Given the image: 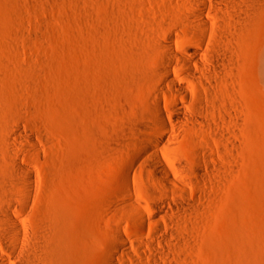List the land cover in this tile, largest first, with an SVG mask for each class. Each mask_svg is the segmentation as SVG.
I'll return each instance as SVG.
<instances>
[{
	"label": "rangeland",
	"instance_id": "obj_1",
	"mask_svg": "<svg viewBox=\"0 0 264 264\" xmlns=\"http://www.w3.org/2000/svg\"><path fill=\"white\" fill-rule=\"evenodd\" d=\"M198 7L0 0V237L9 209L35 242L33 257L17 255L24 262L264 264V0L207 6L202 31ZM176 12L191 18L187 31L175 25ZM169 37L185 56V47L197 48L210 68L211 57L225 60L210 79L182 78L184 66L172 63L187 94L173 92L163 71ZM175 106L185 116L175 118ZM148 142L198 199V209L170 214L171 224L152 206L162 202L160 184L137 160ZM211 158L224 167L199 198L186 179L197 180V165L208 171ZM133 202L145 215L142 238L127 223ZM117 232L127 250H113Z\"/></svg>",
	"mask_w": 264,
	"mask_h": 264
},
{
	"label": "bare ground",
	"instance_id": "obj_2",
	"mask_svg": "<svg viewBox=\"0 0 264 264\" xmlns=\"http://www.w3.org/2000/svg\"><path fill=\"white\" fill-rule=\"evenodd\" d=\"M229 0H197L199 3V7L193 11L195 16V23L197 26H194L199 31L205 30L209 26V22L205 17L203 10L207 6L217 5V4H225ZM176 22L175 25L182 29L183 31H187V26H192L191 18L185 15L176 12L175 14ZM174 41L171 37L167 39V63H165L163 67V71L165 72L166 81L168 85L172 88L173 92H182L187 94L186 88L184 85L177 84L174 77L171 75L170 65L172 63L182 64L184 66L183 71L181 72L182 78H200L201 75H204L206 78L210 79L213 76L214 72L217 68V62H223L225 60L224 55H220L219 58H212L211 62L216 65L213 68H210L201 58L197 48L187 46L185 47V56L182 53L177 52L174 47ZM190 62H192L196 67L191 66ZM217 74V73H216ZM215 74V75H216ZM209 82H207V85ZM153 89L156 93H161L165 91L166 87L163 81L153 83ZM161 100L159 97L156 98L155 105L159 109L161 107ZM172 114L175 118H179L180 116H185V113L181 111L180 107L175 106L172 107ZM157 118L159 120L161 128L166 127L165 116L162 111L157 112ZM156 144L152 142L145 143L140 146L137 150V160L139 161L140 167L145 170L149 176L153 179L155 183H159L161 188L157 189V192L161 195L162 202H152V206L154 208H158L164 214V220H167L170 224L172 220L170 218V214L184 216V213L189 210H196L199 208L198 199L189 198V189L186 184L181 181H178L176 177L174 178L171 173V168L173 167L170 163L159 155L157 150L155 149ZM205 166L208 171H204L197 165L194 168V175L197 180H193L191 178H187L186 181L189 183L191 187L195 189V194L199 197L201 195V191L208 186H212L216 175L219 173V170L224 167L222 163L218 160L211 158L208 161H205ZM24 174L27 175L26 183H31V179L29 178V171L24 170ZM202 196H204L202 194ZM27 197V194H26ZM201 198V197H199ZM15 206V203L11 201V206ZM10 206V205H9ZM132 215L129 217L128 224L132 226L133 233L138 237L142 238L143 234V224L141 222H137L139 218H144L145 215L140 210V207L136 203L131 204ZM4 219L10 225L9 228H4L1 230L0 237V246L3 250L6 251V256L0 254V264H28L24 262L23 259L19 258L17 255L22 254L26 257H33L36 252L32 249L33 236L29 229L19 221L10 211L5 210ZM156 222V221H155ZM154 230L160 233L162 236V230L158 222L154 225ZM173 232V231H172ZM164 237V236H163ZM162 237V238H163ZM164 240V239H163ZM143 241V240H142ZM165 241V240H164ZM144 244L149 246L152 249H155L154 243L151 240H144ZM168 246L170 243L165 242ZM112 248L114 251L127 250V240L121 232H117L115 235V240L112 243ZM44 256L49 255V250H43ZM51 255V254H50Z\"/></svg>",
	"mask_w": 264,
	"mask_h": 264
}]
</instances>
